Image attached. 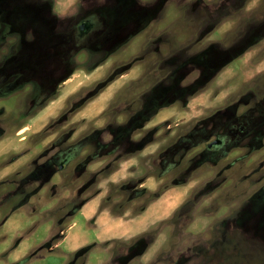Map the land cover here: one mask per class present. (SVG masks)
I'll return each instance as SVG.
<instances>
[{"label":"rangeland","instance_id":"1","mask_svg":"<svg viewBox=\"0 0 264 264\" xmlns=\"http://www.w3.org/2000/svg\"><path fill=\"white\" fill-rule=\"evenodd\" d=\"M263 24L264 0H0V264H264Z\"/></svg>","mask_w":264,"mask_h":264},{"label":"flooded vegetation","instance_id":"2","mask_svg":"<svg viewBox=\"0 0 264 264\" xmlns=\"http://www.w3.org/2000/svg\"><path fill=\"white\" fill-rule=\"evenodd\" d=\"M260 26H264V24L263 25H260ZM261 38V37H260ZM264 73H262V74H260V75H263ZM234 101V100H233ZM250 101H254L253 99H251ZM250 105V104H249ZM264 106V104H262V105H258V104H256L255 106H254V108L256 109L257 108V110H260L262 113H264V108H262ZM242 107V105L241 104H233V102L232 103H228V104H226L224 107H223V111L222 112H220L219 114H217V115H211V116H209L210 118H211V127H213V125L215 126L216 125V122H217V120L219 121V122H223V120H226L227 119V117H229L228 116V113L229 114H232V113H239L238 112V109L239 108H241ZM253 108V109H254ZM236 119V118H235ZM223 124H224V122H223ZM222 127V126H221ZM221 127H219L220 129H221ZM218 129V127H216L215 126V128H211V131L209 130V136L211 135L212 137L213 136H215L214 137V140L212 141V142H210V143H208L207 144V147H206V150H205V152H204V154L203 155H206V157L207 158H209V159H214L215 157H216V155L219 153V151H221V150H223V145H224V140L222 139V137H218V136H216V134H218L219 133V131L217 130ZM196 132H198V133H202V130H201V128L200 129H198V130H196ZM204 159V158H203Z\"/></svg>","mask_w":264,"mask_h":264},{"label":"bare ground","instance_id":"3","mask_svg":"<svg viewBox=\"0 0 264 264\" xmlns=\"http://www.w3.org/2000/svg\"><path fill=\"white\" fill-rule=\"evenodd\" d=\"M71 85H72V83H71ZM50 114H51V111L49 110V111H47V113L45 112L44 114H42L41 118H44L46 116H49Z\"/></svg>","mask_w":264,"mask_h":264},{"label":"crops","instance_id":"4","mask_svg":"<svg viewBox=\"0 0 264 264\" xmlns=\"http://www.w3.org/2000/svg\"><path fill=\"white\" fill-rule=\"evenodd\" d=\"M52 251V250H51ZM18 263V262H17Z\"/></svg>","mask_w":264,"mask_h":264}]
</instances>
